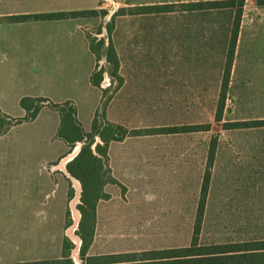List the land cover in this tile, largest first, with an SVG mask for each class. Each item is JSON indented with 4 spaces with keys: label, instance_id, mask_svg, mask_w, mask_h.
<instances>
[{
    "label": "rangeland",
    "instance_id": "rangeland-1",
    "mask_svg": "<svg viewBox=\"0 0 264 264\" xmlns=\"http://www.w3.org/2000/svg\"><path fill=\"white\" fill-rule=\"evenodd\" d=\"M102 4L106 10L96 11L107 12L111 5L100 0L99 7ZM262 4V0H244L227 80L226 46L159 49L157 63L138 65L137 76L126 81L114 75L104 57L99 60L96 70L103 68L104 73L95 117L97 127L101 131L109 125L105 132L110 135L120 127L117 136L121 138L108 144L107 159L95 163L94 178L82 172L81 181L74 178L78 189L66 171V164L76 155L64 164V171L61 161L80 150L83 143L76 144L72 152L68 147L62 159L47 165L56 181L44 185L37 197L43 202L35 198L27 205L28 191L33 193L32 198L34 192L39 195L37 178H41L43 155L56 151L59 145L64 147V142L57 133L54 143L21 140L32 130L40 132L39 124L31 131L28 127L13 130L0 140V264L59 259L58 241L62 247L65 237L75 249L72 241L77 242L67 235L75 224L70 206L75 198L74 207L84 218L83 233L95 220L85 257L188 246L205 187L201 245L263 240ZM232 16H221L222 35L227 17L234 24ZM110 20L104 26L105 32L98 26L86 35H105L107 39ZM220 43L230 46L231 42ZM10 106L17 116L20 107ZM45 113L58 118L48 108ZM213 140L217 144L208 166ZM95 144L103 146L99 137H95ZM95 144L91 149L99 157ZM25 153L32 155L29 162L16 157ZM22 163H29L28 170H32L29 188L21 172ZM59 183L63 187L60 218L57 214L43 216L54 199L59 201ZM47 194L52 198L45 201ZM28 210L31 212L27 217ZM77 231L75 226L74 236L79 238ZM75 255L71 251L74 264H82L79 250L78 257Z\"/></svg>",
    "mask_w": 264,
    "mask_h": 264
},
{
    "label": "crops",
    "instance_id": "crops-1",
    "mask_svg": "<svg viewBox=\"0 0 264 264\" xmlns=\"http://www.w3.org/2000/svg\"><path fill=\"white\" fill-rule=\"evenodd\" d=\"M99 1L0 0V111L2 113L12 118H24L25 111L22 108L15 116L10 111L9 104L19 106V101L25 97L45 98L57 105L71 102L75 106L76 118L83 132L89 133L102 91L90 82L91 75L97 68V62L89 49L86 31L102 26L104 20L100 16L74 18L66 16L51 19L32 17L70 15L98 8L106 10L105 4L99 7ZM224 1L231 0H115L116 12L124 11L123 14L114 17L111 34L119 62L118 76L124 81L135 78L138 65L158 62L159 49L213 46L229 48L228 43L220 42H231L233 24L227 17L222 35L220 33L223 23L221 16L233 14V21L236 10L234 8L205 9L199 6ZM262 1L264 13V0ZM154 8L159 10H151ZM211 16H217L218 19H209L208 17ZM17 18L24 19L10 20ZM237 38L238 34L236 40ZM47 108L43 107L34 120L13 126L6 134L0 136V140L13 130L28 127L31 131L39 124L40 132L32 130L29 135L21 137V140H46L54 143L60 117L55 111L53 112L58 118L45 113ZM81 113L84 120L80 118ZM44 115L45 118L41 119ZM67 148L65 144L64 147L59 145L56 151L52 150L43 155L40 164L41 178H37L39 195L37 196L34 192V198H32L33 193L28 191L25 196L28 199L27 205H30L35 198V201H42L37 197L40 196L44 185L54 179L49 175L50 170L47 165L62 159ZM31 156L30 153L16 155L23 162H29ZM4 159L7 160L5 155ZM28 168L29 163H22L21 172L25 175L27 188L33 183L30 177L32 170ZM9 181L10 179L8 183ZM58 187L59 201L57 198L54 199L48 206V212L44 211L43 216L57 214L60 218L63 187L60 183ZM48 197L52 198L47 194L44 200L46 201ZM30 212L28 210L27 217ZM48 220L49 217L44 220V223ZM29 223L25 222V225ZM34 240L38 242L37 239ZM58 243L60 250L61 243L59 241ZM44 253L43 251L42 254ZM20 262L23 261L16 263Z\"/></svg>",
    "mask_w": 264,
    "mask_h": 264
},
{
    "label": "trees",
    "instance_id": "trees-1",
    "mask_svg": "<svg viewBox=\"0 0 264 264\" xmlns=\"http://www.w3.org/2000/svg\"><path fill=\"white\" fill-rule=\"evenodd\" d=\"M199 6L200 8L205 9L234 8L236 10L235 20L232 28L231 43L227 52V63L224 74L225 80H227L229 75V69L234 55L235 42L239 29V21L242 16L244 0L205 3L200 4ZM151 10L159 9L154 8ZM123 13L124 11H119L115 13L112 16L110 23L107 25V44H105L103 39L97 40L95 37L90 38L89 35L87 36V39L89 41V49L91 53L95 56L96 62L98 63L99 60L104 57L107 64L111 66L114 75H116L118 72L119 62L114 45L111 40L113 20L114 17ZM99 15L103 17L106 15V12L90 10L71 13L70 15L57 14L52 16H34L32 18L51 19L64 18L66 16H71L74 18L96 17ZM20 19L24 18L10 20L13 21ZM103 73L104 69L101 68L99 71L95 70L91 75L90 82L94 87H100ZM19 106L25 111L24 118H12L0 111V136L6 134L13 126L17 124L34 120L43 107H48L50 110L57 112L60 117V125L57 131V138L63 141L64 144L69 147L71 152L76 144L83 143L76 156L66 164L67 173L71 177L76 178L79 181H81L79 176L81 172L90 173L93 178L95 177V163H101L102 159H107L108 144L113 141H118L121 138L117 136V132L121 131L120 127L116 128L111 135L109 133L106 134L105 132L106 127H109V125L105 126L101 131L99 130L95 119L97 113H95L94 119L92 121L90 133H84L81 124L77 121L75 106L71 102H66L64 104L57 105L53 104L45 98L25 97L19 101ZM220 112L221 111L219 110L218 114H220ZM219 118L220 115H217L215 118L216 121H219ZM95 137H99L103 146H101L100 144H95ZM94 144L95 151L99 155V157L93 155L91 147ZM216 144V140H213L211 142V147L208 153V166H210L211 162L213 161ZM205 195L206 187L203 189L202 199L197 211V219L193 226L191 241L188 246L181 248L159 249L141 251L139 253H119L85 257L86 251L89 248V244L92 240L95 220H92L91 224L88 225V227L86 228V233H83L85 223L84 218L82 216L80 218L77 231L78 236L81 240L79 257L82 261V264H264V239L230 242L222 244H200L202 216L205 210ZM81 214L84 215L82 211ZM72 249L73 245L65 237L62 241L61 255L59 259L51 261L45 260L11 264H74L71 259Z\"/></svg>",
    "mask_w": 264,
    "mask_h": 264
},
{
    "label": "bare ground",
    "instance_id": "bare-ground-1",
    "mask_svg": "<svg viewBox=\"0 0 264 264\" xmlns=\"http://www.w3.org/2000/svg\"><path fill=\"white\" fill-rule=\"evenodd\" d=\"M76 150V149H75ZM78 150H79V148H78ZM78 150H77V152H78ZM74 152V151H73ZM76 152V153H77ZM76 153L75 154H73V153H71V154H73V155H71V156H67V157H65L62 161H61V164H63V171H64V164L66 163V162H68L69 160H71L75 155H76ZM70 157V158H69ZM70 180L72 181V183L75 185V187H77V189H78V182L73 178V177H70ZM75 190H76V188H75ZM78 192V191H77ZM80 193V192H79ZM77 202V198H75L74 200H73V202H72V204H70V206H71V208H72V212H73V218H74V222H75V224L68 230V233H67V235L69 234L70 235V237L71 238H73L77 243H75L74 241H72L74 244H75V249H73L72 251H73V254H74V252H76V255L75 256H77L78 257V250H79V246H80V244H81V240L79 239V238H77V237H75L74 236V231H75V226L77 227L78 226V223H79V220H80V213L77 211V209L74 207V204ZM72 240V239H71ZM76 258V257H75Z\"/></svg>",
    "mask_w": 264,
    "mask_h": 264
},
{
    "label": "built area",
    "instance_id": "built-area-1",
    "mask_svg": "<svg viewBox=\"0 0 264 264\" xmlns=\"http://www.w3.org/2000/svg\"><path fill=\"white\" fill-rule=\"evenodd\" d=\"M104 1L107 2L108 4H110L111 6H110V9L106 12V15L103 17L104 22H103V25H102V32H105L104 26L110 20V17L113 16L116 13L115 0H104ZM93 36L96 37L97 40L103 39L104 42L107 43V39L106 38L104 39L105 35H101V37L97 36V35H93Z\"/></svg>",
    "mask_w": 264,
    "mask_h": 264
}]
</instances>
